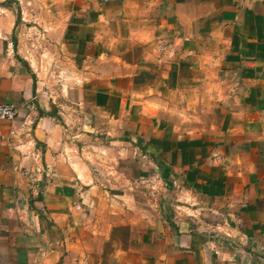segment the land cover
<instances>
[{
    "label": "crops",
    "instance_id": "crops-1",
    "mask_svg": "<svg viewBox=\"0 0 264 264\" xmlns=\"http://www.w3.org/2000/svg\"><path fill=\"white\" fill-rule=\"evenodd\" d=\"M18 1L0 264H264V0Z\"/></svg>",
    "mask_w": 264,
    "mask_h": 264
},
{
    "label": "rangeland",
    "instance_id": "rangeland-1",
    "mask_svg": "<svg viewBox=\"0 0 264 264\" xmlns=\"http://www.w3.org/2000/svg\"><path fill=\"white\" fill-rule=\"evenodd\" d=\"M21 3L18 0H0V18L1 22L5 26H11L12 20L15 23L14 30L12 34H20L23 43V49L25 51L27 42L31 40V37L36 35V33H32V31L29 28H26L25 26H22V23H29L25 19H22V13H21ZM24 14V13H23ZM23 28V31H22ZM22 31V33H21ZM31 47L33 45H30ZM39 48V46H38ZM42 62V60H39Z\"/></svg>",
    "mask_w": 264,
    "mask_h": 264
},
{
    "label": "built area",
    "instance_id": "built-area-1",
    "mask_svg": "<svg viewBox=\"0 0 264 264\" xmlns=\"http://www.w3.org/2000/svg\"><path fill=\"white\" fill-rule=\"evenodd\" d=\"M100 2H107L109 0H96ZM17 108L12 103L0 102V120H10L16 115Z\"/></svg>",
    "mask_w": 264,
    "mask_h": 264
}]
</instances>
